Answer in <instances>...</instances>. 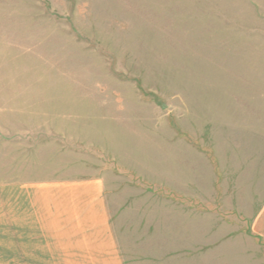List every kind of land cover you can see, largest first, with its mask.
Returning a JSON list of instances; mask_svg holds the SVG:
<instances>
[{
	"label": "rangeland",
	"instance_id": "rangeland-1",
	"mask_svg": "<svg viewBox=\"0 0 264 264\" xmlns=\"http://www.w3.org/2000/svg\"><path fill=\"white\" fill-rule=\"evenodd\" d=\"M92 179L259 206L264 0H0V264H88L49 236Z\"/></svg>",
	"mask_w": 264,
	"mask_h": 264
},
{
	"label": "crops",
	"instance_id": "crops-1",
	"mask_svg": "<svg viewBox=\"0 0 264 264\" xmlns=\"http://www.w3.org/2000/svg\"><path fill=\"white\" fill-rule=\"evenodd\" d=\"M60 186L70 197L71 220L56 217L52 227L60 232L49 238H58L56 247L69 239L88 264H264V198L257 207L251 202L249 215L237 204L228 214L222 204L208 210L206 200L168 193L117 210L101 179Z\"/></svg>",
	"mask_w": 264,
	"mask_h": 264
}]
</instances>
